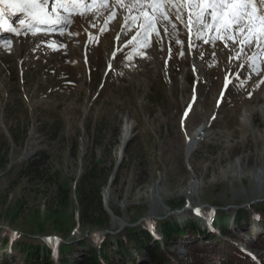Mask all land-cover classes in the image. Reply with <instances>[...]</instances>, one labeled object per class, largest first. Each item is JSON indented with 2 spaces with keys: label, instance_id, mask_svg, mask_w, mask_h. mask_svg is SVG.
Returning <instances> with one entry per match:
<instances>
[{
  "label": "rangeland",
  "instance_id": "rangeland-1",
  "mask_svg": "<svg viewBox=\"0 0 264 264\" xmlns=\"http://www.w3.org/2000/svg\"><path fill=\"white\" fill-rule=\"evenodd\" d=\"M106 3L87 9L80 3L81 10L68 3L64 10L49 0L50 11L68 17L53 31L35 22L30 30L20 13L6 15L0 26V229L20 235L9 250L0 231V264L5 256L9 264H23L20 247L28 243L44 242L55 263L59 242L74 245L67 256L74 258L78 242L99 247L92 236L98 230L107 231L100 235L113 249L126 228L160 241L157 222L172 218L192 220L197 229L176 237L166 254L171 263L221 264L233 243L255 248L257 263L264 264V211H255L264 205V53L254 47L241 52L239 43L208 30L197 39L188 16L195 5L183 17L190 31L178 34L168 20L155 19L152 27L134 24L123 32V4L110 16ZM160 12L167 15L157 7L154 17ZM210 35L221 38L206 43ZM254 53L258 70L249 63ZM125 116L133 124L132 142L121 158ZM200 127L201 141L187 159V137ZM38 152L46 155L41 176H16L18 165ZM91 160L112 177L100 193L104 229L79 222L72 194L83 162ZM59 189L70 191L64 209Z\"/></svg>",
  "mask_w": 264,
  "mask_h": 264
},
{
  "label": "trees",
  "instance_id": "trees-1",
  "mask_svg": "<svg viewBox=\"0 0 264 264\" xmlns=\"http://www.w3.org/2000/svg\"><path fill=\"white\" fill-rule=\"evenodd\" d=\"M9 133L11 140L16 143L18 141L17 135H15L12 130H10ZM49 137V139H53L55 133L50 134ZM131 142L132 140L130 139L128 146ZM45 160V153L38 152L36 158L18 165L19 170L16 172V176L28 178L40 177L43 161ZM83 163L84 171L77 177L72 188L73 198L77 204L78 220L83 225L104 229L107 226L108 218L101 207L100 193L101 190L106 187L111 173L110 170L100 167L93 160L90 162L84 161ZM15 166L17 165H13L11 168L13 169ZM10 169H8L5 174L9 173ZM69 196L70 191L59 189L60 208H66ZM255 211H264V205L255 209ZM17 212L18 207L14 208L10 214V223H14L16 220ZM238 217L241 219L244 216L240 213ZM262 219H264V214H262ZM156 225L161 233L160 236L158 235L160 241L150 240L147 232L138 230L139 228H126L124 235L115 237L114 249L111 246L112 243H108V236L97 235L99 247L93 246L91 242H78L77 245L81 247V250L76 252L77 256L74 258L71 256L67 257L74 245H66L59 242L58 249L53 252L57 258V263H55L51 258L50 247L46 246L43 242L41 244H23V246L20 247L22 250L21 259L23 264H136L135 257L140 255L142 261L138 264H173L166 255L168 254L167 250H169L171 245L177 244V236H184V231L187 229L196 231L197 227L192 220L185 221L181 224L177 220H174V218H172V220L159 221ZM0 231L4 232V235L1 237V242H4L3 245H8L9 250H12L14 246L16 247L20 237L18 232L10 234L2 228ZM200 233L204 235L205 232L201 229ZM234 237L237 238V236ZM144 239L146 241L148 239L151 242L146 244ZM261 243L264 244V240H261ZM162 246L166 247L164 252L160 249ZM228 246L231 247L230 252L225 250L220 255L221 264H254V261L233 243L228 244ZM183 248L187 252L192 249V247L189 246H184ZM222 257H224L223 260ZM2 264H9L6 256L2 259Z\"/></svg>",
  "mask_w": 264,
  "mask_h": 264
},
{
  "label": "snow or ice",
  "instance_id": "snow-or-ice-1",
  "mask_svg": "<svg viewBox=\"0 0 264 264\" xmlns=\"http://www.w3.org/2000/svg\"><path fill=\"white\" fill-rule=\"evenodd\" d=\"M71 2L73 5L83 3L85 6L88 0H56L57 8L67 10V4ZM161 0H133L130 8L139 4L144 8L145 12L149 9L156 12L155 6ZM189 5L199 7V12H195L192 7L189 8L188 16L189 23L196 30L195 36L197 39L202 38L205 30L210 33L215 32L222 34L225 40H232L233 43H239L241 52L245 47H254L257 52L264 53V0H185ZM49 0H0V25L6 23L5 16L16 15L17 13L25 15L28 19V27L32 28L33 23L37 24H55L63 20L68 22L67 16H60L57 8L51 11L48 9ZM147 7H144V6ZM75 10V9H73ZM171 9H166L170 11ZM153 19L160 23L164 20H169L168 16L163 12L153 17L152 15L145 16V23L142 28L153 26ZM177 19L182 17L177 14ZM20 24H25V20H21ZM8 31L17 32L18 30L8 27ZM157 35L159 33L157 32ZM221 36L212 37L206 43H213ZM181 56L183 52L180 53ZM239 55V53L237 54ZM249 63L254 70H258V59L256 53L249 57ZM227 84V81H226ZM187 116V113H185ZM199 214V209L196 210ZM255 259V258H254Z\"/></svg>",
  "mask_w": 264,
  "mask_h": 264
},
{
  "label": "bare ground",
  "instance_id": "bare-ground-1",
  "mask_svg": "<svg viewBox=\"0 0 264 264\" xmlns=\"http://www.w3.org/2000/svg\"><path fill=\"white\" fill-rule=\"evenodd\" d=\"M103 1H105V0H96L95 4H98L99 2H103ZM107 3L111 4V6L107 5V7H110L109 12H108L110 16L113 13H114L113 14L114 16L116 15V7L118 9H121L122 4L124 7H126V8H124V7L122 8L124 10V12L126 11V13L121 18L122 19L121 25L123 26V32L128 31L131 28V26L134 24L135 25L144 24L146 15H152L154 17V12H152L151 9H149L148 12H145L144 8H141V6L139 4H135V6L130 8V4L133 3V0H107ZM92 4L93 3L89 2V5L85 6L84 9H87V8H90L91 6H94ZM79 5L80 4H77V6L73 5L74 7H71L72 5L69 4V8H74V9L78 10L80 8ZM188 6H190V5H188V3L185 2V0H161V2L159 4H157L155 6V8H157V7L162 8V10L167 12L166 14L168 15V18L171 21V26H172V28H175V30L178 34H180L182 32L181 30H183V32H185V34H187L188 31H190V29H191V28H189V24H187L186 19H184V18H186L185 12H186V8H189ZM144 7H147V6L145 5ZM196 7L198 9L197 12H199V7L198 6H196ZM166 9H171V10L166 11ZM173 10H178L181 13V17H182L183 22L181 21V19L179 21H178V19H175V18H177V15H175ZM111 11H113L112 14H111ZM108 13H106V14H108ZM153 21H154V19H153ZM61 22H62V20L59 23H55V24H37V23H35V24H36V28H40V29L47 30V31H53V30L58 29V27L60 26L59 24H61ZM195 31L196 30L194 28H193V30L191 29L192 34H195ZM197 47L198 46H195L194 50H198ZM132 131H133V124H132L130 118L127 116L123 117L122 125H121L120 131H119L120 154L123 151L124 146L132 138ZM202 133H203L202 127L196 128L193 131V133L189 137H187V140L185 142V148H184L185 158L188 159L190 157V155L193 153V151L196 149L197 145L201 141ZM257 176H259V175L257 174ZM258 178L261 179L262 177L259 176ZM260 186H261V183L258 181L257 187H260ZM263 186H264V184H263ZM190 188L194 189V188H197V186H196V184H191ZM107 193H108V191L106 190L104 192V194H107ZM149 213H151V215L153 214L151 211Z\"/></svg>",
  "mask_w": 264,
  "mask_h": 264
},
{
  "label": "water",
  "instance_id": "water-1",
  "mask_svg": "<svg viewBox=\"0 0 264 264\" xmlns=\"http://www.w3.org/2000/svg\"><path fill=\"white\" fill-rule=\"evenodd\" d=\"M127 146H128V143L124 146V149H123V151H122L121 154H120V157H121V158L124 156V153H125V150H126ZM111 181H112V177L109 179L108 184L111 183ZM105 233H107V231H98V232H94V233L92 234V236H93V235H96V234H105ZM50 238H51V237H47L46 239H50Z\"/></svg>",
  "mask_w": 264,
  "mask_h": 264
}]
</instances>
